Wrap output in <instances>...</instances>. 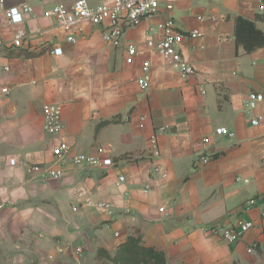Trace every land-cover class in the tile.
Instances as JSON below:
<instances>
[{"label":"crops","instance_id":"1","mask_svg":"<svg viewBox=\"0 0 264 264\" xmlns=\"http://www.w3.org/2000/svg\"><path fill=\"white\" fill-rule=\"evenodd\" d=\"M74 1L0 0V66L10 68L0 69V264H127L120 249L131 236L163 252L165 264H264V101L246 102L264 94V46L248 53L236 40L237 17L264 31V0H161L153 16L125 26L119 46L103 39L106 24L84 20L74 43L44 15ZM23 5L33 10L11 22L6 10ZM168 18L200 32L178 46L191 75L148 45ZM18 30L26 37L17 47ZM128 43L139 50L131 63ZM145 61L148 88L138 83ZM47 103L62 106L61 135L44 128ZM221 126L234 136L217 134ZM205 136L211 158L202 164L195 152ZM60 137L70 149L58 157ZM78 153L101 165L74 164ZM27 164L63 175L44 180ZM241 222L253 226L234 242L202 229Z\"/></svg>","mask_w":264,"mask_h":264},{"label":"built area","instance_id":"2","mask_svg":"<svg viewBox=\"0 0 264 264\" xmlns=\"http://www.w3.org/2000/svg\"><path fill=\"white\" fill-rule=\"evenodd\" d=\"M161 0H116L113 4H98L91 5L88 0H75L71 5L64 3H58L52 8L46 10L44 15L47 17H54L58 24L62 26L66 31L69 32L67 37L68 41L76 42L75 29L79 27L80 23L84 20H88L93 24H106L103 28L101 34L103 39L113 46H119L122 43V36L125 26L128 25H138L143 20L153 16L159 9ZM33 8L29 5H23L22 7H11L6 10V16L13 23H19L23 21L24 14L31 12ZM215 19V16H211ZM205 16H199V19H204ZM157 29L162 32L163 38L160 41H155L153 39L148 40V45L150 47L156 48L160 54L171 64V66L177 69L183 76H188L195 73L194 66L189 63L181 54L178 49L179 44L187 36H198L200 35L199 30H193L190 32H184L177 30L174 25V21L168 18L161 21L157 25ZM26 37L24 30H18L15 32L13 38L14 46H21L23 39ZM2 40L0 39V44ZM127 62L131 63L134 57L138 54V48L132 44H127ZM55 54H61V48H55L51 51ZM150 63L145 61L143 63V69L145 75L138 80L139 85L142 88L149 87V75L148 70ZM2 67L0 66V69ZM2 69L9 70V66H5ZM8 88H2L3 93H7ZM257 101H264V94L251 92L246 102L247 104H252ZM43 116H44V128L52 135H61L63 132V121H62V106L57 103H47L43 106ZM252 124H259V119L252 120ZM166 126L160 127L159 131H165ZM217 134L228 135L230 137L234 136V132L230 131L226 127H218L216 129ZM209 138L207 136L202 137L201 149L195 152L197 156V161L206 164L210 161L211 156L206 151V144ZM152 144V156L159 158L161 156L160 149L157 143V134H153L150 138ZM70 149V145L67 140L60 137L58 143L53 148V154L55 156H64ZM104 149L100 148L99 152H103ZM74 164L78 165H90L99 166L101 161L97 155L78 153L71 158ZM28 173H39L41 178L47 180L49 178H58L63 175L61 169H48L43 170V167L39 164L26 166ZM155 171H160V167L156 166ZM125 179L124 176L119 178L118 184H120ZM240 179V178H238ZM247 181V180H246ZM147 191V190H146ZM93 203V202H89ZM256 203L255 199H251L249 204L253 205ZM98 207H110L109 204L105 202L96 203ZM76 209V207H74ZM163 210V208H161ZM264 215V212H263ZM253 226L252 222H241L238 229H235L228 225H206L203 226V231L208 235L222 236L230 242L238 240L246 231H248ZM78 248V251H81ZM250 251L252 249H249Z\"/></svg>","mask_w":264,"mask_h":264},{"label":"trees","instance_id":"3","mask_svg":"<svg viewBox=\"0 0 264 264\" xmlns=\"http://www.w3.org/2000/svg\"><path fill=\"white\" fill-rule=\"evenodd\" d=\"M236 40L239 47L251 53L264 46V31L257 27L256 21L237 17ZM120 254L127 264H165L163 252L143 246L140 236L129 237L121 246Z\"/></svg>","mask_w":264,"mask_h":264}]
</instances>
